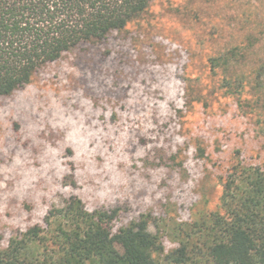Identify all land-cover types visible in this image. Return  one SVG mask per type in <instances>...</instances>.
<instances>
[{
  "label": "rangeland",
  "instance_id": "374dc122",
  "mask_svg": "<svg viewBox=\"0 0 264 264\" xmlns=\"http://www.w3.org/2000/svg\"><path fill=\"white\" fill-rule=\"evenodd\" d=\"M235 47L242 69L264 56V0H155L110 55H69L1 99L5 241L75 196L130 208L118 226L150 215L169 264L174 224L218 210L238 166L264 167V89L228 95L208 62Z\"/></svg>",
  "mask_w": 264,
  "mask_h": 264
},
{
  "label": "trees",
  "instance_id": "16d2710c",
  "mask_svg": "<svg viewBox=\"0 0 264 264\" xmlns=\"http://www.w3.org/2000/svg\"><path fill=\"white\" fill-rule=\"evenodd\" d=\"M154 1L0 0V100L25 89L47 66L128 34ZM248 55L235 47L209 58L228 95L241 97L251 83L264 89V56L242 69ZM223 187L218 210L174 224L179 246L163 261L264 264V167L238 166ZM128 211L119 205L90 211L73 196L61 208L51 206L43 226L14 231L6 241L0 233V264H160L164 247L150 231V215L118 226Z\"/></svg>",
  "mask_w": 264,
  "mask_h": 264
}]
</instances>
